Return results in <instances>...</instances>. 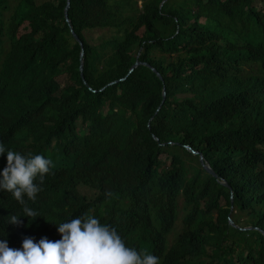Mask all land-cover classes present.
I'll list each match as a JSON object with an SVG mask.
<instances>
[{"label":"trees","instance_id":"trees-1","mask_svg":"<svg viewBox=\"0 0 264 264\" xmlns=\"http://www.w3.org/2000/svg\"><path fill=\"white\" fill-rule=\"evenodd\" d=\"M67 1L0 0L6 145L160 264H264V0H70L87 84Z\"/></svg>","mask_w":264,"mask_h":264},{"label":"clouds","instance_id":"clouds-1","mask_svg":"<svg viewBox=\"0 0 264 264\" xmlns=\"http://www.w3.org/2000/svg\"><path fill=\"white\" fill-rule=\"evenodd\" d=\"M24 143L0 126V208L10 205L0 235V264H160L127 246L117 230L81 211L77 172L41 154L7 146ZM110 195V194H109Z\"/></svg>","mask_w":264,"mask_h":264},{"label":"water","instance_id":"water-1","mask_svg":"<svg viewBox=\"0 0 264 264\" xmlns=\"http://www.w3.org/2000/svg\"><path fill=\"white\" fill-rule=\"evenodd\" d=\"M70 6H72V1H70V0H68L67 1V6H66V10H65V20H66V22H67V24L69 25V27H70V30H72V34L74 35V37L76 38V40L81 44V46H82V48H83V53H82V66H81V72H82V76H83V78H84V80H85V82H86V84H87V81H86V78H85V52H84V43H83V41L81 40V38L79 37V35L78 34H76V32H75V30H74V28H73V25H72V22H70V19H69V10H70ZM141 65H144V66H146V67H148V69H150L153 73H155L156 74V76H158L161 80H163V77L158 73V72H156V70L154 69V68H152L149 64H146V63H142V62H140V61H137L136 63H135V65L133 66V68L131 69V72H133L137 67H139V66H141ZM125 79H122V80H119L118 82H123ZM116 82H113V83H111V84H109V85H113V84H115ZM165 98H166V93H165V91H164V101H165ZM163 104H164V102H163ZM161 109V107L159 108V110ZM158 110V111H159ZM155 140H158V139H156L155 138ZM192 153H194V155H197V153L194 151V150H192L190 147H187ZM200 162H201V164H202V166L204 167L203 169L208 173V174H210L211 176H213V177H217V175H216V173H214L213 172V170L210 168V166L207 164V163H205L204 162V158H203V156L202 155H200ZM224 186H226V187H228V185H226L225 183H224ZM230 223H231V225L233 226V227H236L235 226V224L232 222V221H230ZM250 229H253V228H250Z\"/></svg>","mask_w":264,"mask_h":264}]
</instances>
